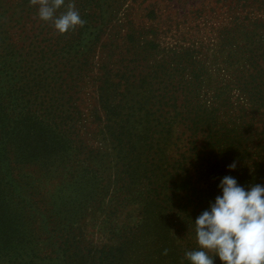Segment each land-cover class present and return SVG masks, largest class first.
Listing matches in <instances>:
<instances>
[{
  "label": "trees",
  "instance_id": "1",
  "mask_svg": "<svg viewBox=\"0 0 264 264\" xmlns=\"http://www.w3.org/2000/svg\"><path fill=\"white\" fill-rule=\"evenodd\" d=\"M144 1L71 0L86 24L60 35L43 21V43L34 54L36 65L29 67L33 72L28 71V81L17 60L10 62L12 50L4 47L0 55V264H119L131 249L129 235L110 246H81L65 221L70 217L58 212L55 200L36 197L32 175L20 168L53 164L60 154L68 157L74 140L61 126L73 116L58 115L38 91L53 78V68L59 66L66 76L73 75L70 70L90 68L98 48L112 52L119 47L103 42L106 36L119 41L127 53L116 60L127 62L121 72L97 62L103 70V86L113 81L124 84L120 94L126 96L128 82L136 80L140 93L129 103L109 99L107 87H101L111 142L124 153L121 158L130 155L124 163L128 175L133 179L135 171L134 179L146 180L148 199L171 216L168 220L175 231L195 234V219L222 195L223 177L232 176L246 190L253 184L264 186V0H249V15L236 12L232 24L223 26L218 48L228 49L226 62L231 66L217 68L220 75L214 77L203 64L192 63L189 48H158L156 26L145 23L158 17L162 0L146 2L141 7V18L146 20L138 24L134 4L140 6ZM37 106L43 109L37 112ZM75 110L68 114L78 116ZM152 114L157 123L163 124V117L166 134L177 125L184 135L173 143L176 157L163 168L142 156L141 146L147 152L152 145L150 131L155 125L147 126ZM234 162L237 166L230 170ZM188 250L195 249L179 246L176 255L167 253L168 261L190 264L184 258ZM215 264H222L218 257Z\"/></svg>",
  "mask_w": 264,
  "mask_h": 264
},
{
  "label": "rangeland",
  "instance_id": "2",
  "mask_svg": "<svg viewBox=\"0 0 264 264\" xmlns=\"http://www.w3.org/2000/svg\"><path fill=\"white\" fill-rule=\"evenodd\" d=\"M148 1L145 0L140 6L134 4V19L141 21L138 24L146 20L141 18V7ZM169 1H173V4ZM248 3L249 0H162L157 7L158 17L145 24L156 26L158 32L154 40L159 43V49L172 46L189 48L193 53L190 55L192 63L203 64L214 77L220 75L217 68L229 69L231 66L226 62L228 49L218 48L222 28L232 24L236 12L240 16H248ZM37 11L29 0H0V55L4 54L6 46L12 50V56L8 58L10 62L17 60V65L24 69V81L31 78L28 71L33 72V69L29 67L36 65L34 54L43 43V32H40L43 21L39 19ZM109 39L106 36L102 41H111L119 47L112 49V52L98 48L96 56L91 59L90 68L70 70L73 75L68 77L59 66L53 68V78L38 91L46 102L53 104L58 115L73 116L61 126V130H65L74 140L68 157L60 154L53 164L40 163L41 167L27 164L20 165V168L32 175V184L39 194L36 197L55 200L59 206L58 212L70 217L65 221L70 223L68 227L74 230V238L79 240L81 246L88 249L110 246L118 243L123 235H129L132 236L131 249L119 264H170L168 255H164L165 249L167 253L174 252L175 255L179 246L181 250L196 249L195 234L175 231V225L168 220L171 216L165 215L163 207L148 199L149 194L144 187L146 180L141 177L134 179L138 175L135 171L133 179L128 175L130 172L124 163L130 155L127 159L121 158L124 153L119 152L111 142V126L100 101L104 84L101 81L103 70L98 69V64L103 62L113 72H121L127 61L120 64L116 59L125 57L127 53L124 54L119 41ZM53 63L50 62V66ZM77 71L79 75L74 73ZM133 74L132 69L131 80ZM136 85V80L128 82L130 87L124 91L126 96L120 94L124 84L117 85L113 81L103 87H107L105 93L109 99L120 98L132 103L140 96ZM75 107L79 115L68 114L69 111L75 113ZM38 109L43 108H34L39 112ZM149 112L152 113L150 109ZM150 119L152 121L147 126L155 125L150 131L152 145L147 152L141 146L142 156L147 155L151 162L161 164L163 168L167 160L176 157L173 143L178 141L177 137L184 135H181L177 125L166 134L163 117H160V122L164 126L156 122L153 114ZM188 170L189 173L193 172L190 164ZM170 238H173L172 242Z\"/></svg>",
  "mask_w": 264,
  "mask_h": 264
},
{
  "label": "clouds",
  "instance_id": "3",
  "mask_svg": "<svg viewBox=\"0 0 264 264\" xmlns=\"http://www.w3.org/2000/svg\"><path fill=\"white\" fill-rule=\"evenodd\" d=\"M29 2L37 8L39 19L60 35L86 24L71 0ZM236 166L234 162L229 169ZM219 187L222 195L194 221L197 248L186 251L184 258L190 264H215L217 257L222 264H264V186L253 184L246 190L235 178L225 176Z\"/></svg>",
  "mask_w": 264,
  "mask_h": 264
}]
</instances>
